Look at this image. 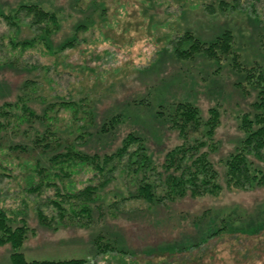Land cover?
Listing matches in <instances>:
<instances>
[{
    "label": "rangeland",
    "instance_id": "1",
    "mask_svg": "<svg viewBox=\"0 0 264 264\" xmlns=\"http://www.w3.org/2000/svg\"><path fill=\"white\" fill-rule=\"evenodd\" d=\"M22 3H38L59 13L62 27L52 38L54 46L69 38L79 23H92H87L86 30L78 31L80 44L74 49L49 55L38 45L21 57L16 54L14 60H7L12 54L6 47L9 40L30 39L35 32L24 25L26 20L18 30L0 19V106L13 103L26 81L28 92L34 97L29 106L37 113L52 105L55 111L62 101L86 103L95 114L94 127L85 145H78L80 150L90 155L110 154L132 132L145 139L158 166L168 151L183 143L178 131L167 122L165 108L188 100L206 119L208 110L214 107L220 112V125L213 137L217 149L210 160L223 178L220 160L233 151L241 137L237 116L250 110L255 94L229 65L230 57L216 63L200 52L191 59H182L173 54V46L186 31L208 42L227 30L233 36L234 51L241 63L264 72V0H0L7 12ZM59 116L63 117L62 125L70 117L62 110ZM112 117H119L120 123L101 131ZM196 131L190 137L202 135ZM69 139L73 141V137ZM12 141L29 145L19 137H12ZM24 158L31 160L16 153L5 157L15 165ZM85 178L74 177L77 189L85 185ZM121 181L110 184L105 192L121 190L124 194L126 179ZM220 181L223 189L217 197H186L153 207L131 200L120 205L116 218L104 210V216H95L89 227L64 226L54 230L40 226L35 210L37 198L17 193V182L11 178L0 184V206L33 229L34 235L29 236L21 250L27 260L94 261L92 242L99 234L118 239L138 254L173 244L182 237L196 236L193 222L206 211L218 215L234 212L244 219L257 218L264 212V187L248 191L227 189L224 179ZM52 194L43 193L40 201ZM44 211L51 215L49 208ZM229 243L238 250L237 241L228 242L226 238L218 241L213 257L207 255L206 260L213 264L251 260L237 254ZM241 246L248 248L247 243ZM10 253L9 245L0 247V264H10ZM98 264L109 263L103 260Z\"/></svg>",
    "mask_w": 264,
    "mask_h": 264
},
{
    "label": "trees",
    "instance_id": "2",
    "mask_svg": "<svg viewBox=\"0 0 264 264\" xmlns=\"http://www.w3.org/2000/svg\"><path fill=\"white\" fill-rule=\"evenodd\" d=\"M0 19L8 27L18 30L20 23L26 20L24 25L35 32L30 39H10L9 47H6L12 54L7 56V60H14L16 54L21 57L38 45L44 47L49 55L74 49L80 44L78 31L86 30L87 23H92L90 20L79 23L69 38L54 46L52 38L62 27L57 11L38 3H22L7 12L0 5ZM173 52L182 59H191L196 53L203 52L216 63L221 58L230 57L229 65L255 94L250 110L237 116L241 137L233 151L220 160L223 178L210 160V155L217 149L213 138L220 125L217 108H210L206 119L188 100L165 108L167 122L178 131L183 143L168 151L163 163L158 166L148 151L145 139L132 132L110 154L90 155L83 152L78 145H85L92 136L89 131L94 127V112L86 103L62 101L55 111L52 105L37 113L29 106L34 97L28 92L29 82L26 81L13 103L0 106V184L5 178H11L17 182V193L37 198L34 199L35 210L40 226L54 230L64 226L89 227L94 224L95 216H104V210L116 218L120 205L131 200H141L153 207L186 197H217L223 189L220 179H224L223 186L227 189L248 191L264 187L263 70L241 63L234 51L233 36L227 30L208 42L186 31L177 37ZM60 110L70 115L63 125ZM119 123V117H112L104 123L101 131L114 128ZM195 130L201 131L202 135L190 137ZM12 137L22 138L29 145L15 143ZM72 137L73 141H70ZM12 153L31 157V160L24 158L15 165L5 159ZM81 175L86 176L85 185L77 189L73 180ZM123 179H126L124 194L121 190L105 192L110 184L122 183ZM47 191L53 193L52 197H45L41 202L40 197ZM45 208L50 209L51 215L45 213ZM263 213L257 218L244 219L234 212L218 215L211 210L206 211L193 222L196 236L182 237L173 244L138 254L131 252L118 239L99 234L92 242L94 261L84 258L27 260L21 250L34 231L24 219L17 221L0 206V247L9 245L10 264H98L103 260L109 264H213L206 260V256L213 257L214 246L227 238L228 242L238 243V250L229 243L232 250L245 259L251 258L250 261L246 259L248 262L235 264H255L264 262ZM243 243H247V249H243Z\"/></svg>",
    "mask_w": 264,
    "mask_h": 264
},
{
    "label": "crops",
    "instance_id": "3",
    "mask_svg": "<svg viewBox=\"0 0 264 264\" xmlns=\"http://www.w3.org/2000/svg\"><path fill=\"white\" fill-rule=\"evenodd\" d=\"M9 259V258H8Z\"/></svg>",
    "mask_w": 264,
    "mask_h": 264
}]
</instances>
